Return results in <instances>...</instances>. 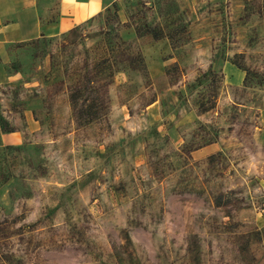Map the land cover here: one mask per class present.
<instances>
[{
  "label": "rangeland",
  "instance_id": "374dc122",
  "mask_svg": "<svg viewBox=\"0 0 264 264\" xmlns=\"http://www.w3.org/2000/svg\"><path fill=\"white\" fill-rule=\"evenodd\" d=\"M7 47L0 264H264V0H115Z\"/></svg>",
  "mask_w": 264,
  "mask_h": 264
},
{
  "label": "crops",
  "instance_id": "0c3cea01",
  "mask_svg": "<svg viewBox=\"0 0 264 264\" xmlns=\"http://www.w3.org/2000/svg\"><path fill=\"white\" fill-rule=\"evenodd\" d=\"M112 1L115 0H0V56L5 55L11 41L65 33L93 18ZM1 59L0 63L4 62ZM12 132L14 142H18L20 132Z\"/></svg>",
  "mask_w": 264,
  "mask_h": 264
},
{
  "label": "trees",
  "instance_id": "16d2710c",
  "mask_svg": "<svg viewBox=\"0 0 264 264\" xmlns=\"http://www.w3.org/2000/svg\"><path fill=\"white\" fill-rule=\"evenodd\" d=\"M73 89H71L69 92H68V99H69V102H71L72 104V111L74 112L78 102H77V98L81 95V90L79 87L75 86L72 87ZM80 106L82 105L81 103H79ZM75 113V112H74ZM80 115H78L80 118H83V121H88L89 119H91V117L88 114V110H85L83 112L80 111L79 113ZM76 114H74L75 116ZM76 118V117H75Z\"/></svg>",
  "mask_w": 264,
  "mask_h": 264
}]
</instances>
